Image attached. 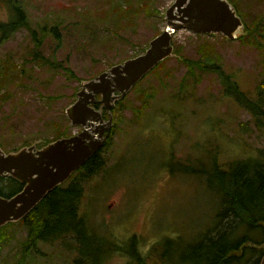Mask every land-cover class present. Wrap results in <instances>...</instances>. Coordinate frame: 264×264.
Wrapping results in <instances>:
<instances>
[{"label": "rangeland", "instance_id": "374dc122", "mask_svg": "<svg viewBox=\"0 0 264 264\" xmlns=\"http://www.w3.org/2000/svg\"><path fill=\"white\" fill-rule=\"evenodd\" d=\"M10 1L14 0H0V20L8 18ZM19 1L29 29L22 27L0 42L4 150L49 140L56 130L68 135L79 131L65 108L76 99L81 81L142 53L148 38L163 30L165 10L173 2L129 0L138 10L127 26L112 13L116 4L125 7V0ZM237 2L248 22L264 15V0ZM172 41L194 60L201 56L198 46L209 43L213 65L187 75V63L171 56L127 94L125 102L135 108L141 99H152L140 115L135 109L137 124L116 121L113 141L102 152L105 166L84 182L79 204V214L94 234L117 245L134 235L143 255L164 237L189 240L211 220L218 196L194 170L211 162L212 152L217 150V161L227 163L264 149V39L248 44L220 33L181 29ZM217 67L232 73L245 100L237 103L224 92ZM228 88L234 91L232 84ZM250 99H262L260 109H254ZM133 114L130 108L122 112L124 120ZM25 237L26 229L15 225L1 261L12 263ZM73 246L68 238L40 243L32 264H72ZM131 263L119 251L101 261Z\"/></svg>", "mask_w": 264, "mask_h": 264}, {"label": "trees", "instance_id": "16d2710c", "mask_svg": "<svg viewBox=\"0 0 264 264\" xmlns=\"http://www.w3.org/2000/svg\"><path fill=\"white\" fill-rule=\"evenodd\" d=\"M228 1L243 22V32L236 39L248 44L260 43L264 39V20L262 19L264 15H256L248 22L244 19L237 0ZM125 5L123 7L121 4H116L112 13L117 17V21L124 20V24L131 26L133 24L131 21L138 9L131 7L129 0H125ZM8 7V18L0 20V42L10 39L12 34L22 27L29 29L28 18L21 2L19 0L10 1ZM160 32L158 30L148 38L143 50L147 47L148 41ZM33 39L36 38L33 37ZM172 44L174 56L187 63V75H194L195 68L203 71L206 67L213 65L209 60V51L213 50L209 43H201L198 46L197 49L201 52V56L197 60L184 55L181 52V45H175L173 41ZM167 59L159 62L150 72L162 68ZM66 71L71 76H75L73 71L67 67ZM217 71H219L218 77L227 95L235 97L237 103L247 98L246 95L240 93L236 81L232 79V73L224 71L221 67H217ZM149 73L132 90H136L139 83ZM229 84L234 86V91L228 88ZM140 90L142 91V88ZM191 93L192 91H189V97ZM127 94L115 101L110 109L113 125L103 147L95 151L65 182L49 191L22 219L8 222L0 227V264H32L39 252L40 243H53L66 238L74 242L73 249H76L72 264H101L102 259L112 251L125 254L126 258L132 261L131 264H259L264 253L263 148L257 149V153L253 156L227 163L220 159L217 161V150H215L214 154L212 152L211 162L203 165L201 169L194 170L196 171L194 174L204 175L203 180L207 188L218 196V203L211 220L189 240H184L182 237H164L152 246L151 252L143 255L138 249L137 238L134 235L124 241L123 245H117L90 230L87 220L79 214L84 182L98 174L105 166L106 160L102 157V152L110 147L113 141L116 121L124 122V125L137 124L140 121L137 116L150 104L152 99V95L141 99L139 106L135 108L125 102ZM249 102L255 104L254 109H260L259 102H262V99H250ZM93 105L96 108L101 107L97 103ZM128 108L134 114L132 118L124 120L122 112ZM102 109L103 118L107 119L108 112ZM69 135L66 131L56 130L49 140H40L37 146L40 147L61 136ZM180 165L186 166L181 162ZM22 186V183L10 176H0V195L4 197L15 194ZM17 224L26 229V237L20 242V250L15 254L14 261L6 263L1 261V250L10 242L13 227Z\"/></svg>", "mask_w": 264, "mask_h": 264}, {"label": "water", "instance_id": "95a60500", "mask_svg": "<svg viewBox=\"0 0 264 264\" xmlns=\"http://www.w3.org/2000/svg\"><path fill=\"white\" fill-rule=\"evenodd\" d=\"M164 17L163 30L148 41L142 53L81 81L76 99L65 108L70 124L79 126V131L39 148L36 145L40 140L10 151L0 146V176H10L23 184L9 197L0 195V227L22 219L103 147L113 125L110 109L114 102L129 93L159 62L174 56L172 37L178 30L220 33L227 39H236L243 32L242 19L228 0H173ZM94 103L101 107L96 108ZM102 108L108 112L107 119L103 118ZM259 264H264V253Z\"/></svg>", "mask_w": 264, "mask_h": 264}, {"label": "flooded vegetation", "instance_id": "af4514ba", "mask_svg": "<svg viewBox=\"0 0 264 264\" xmlns=\"http://www.w3.org/2000/svg\"><path fill=\"white\" fill-rule=\"evenodd\" d=\"M37 148H39V146L36 145ZM41 147V146H40Z\"/></svg>", "mask_w": 264, "mask_h": 264}]
</instances>
